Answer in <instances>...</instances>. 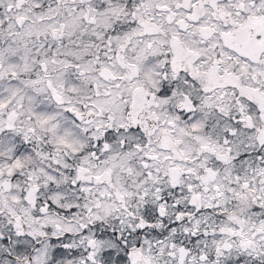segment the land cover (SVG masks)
Returning <instances> with one entry per match:
<instances>
[{
  "label": "snow or ice",
  "instance_id": "snow-or-ice-1",
  "mask_svg": "<svg viewBox=\"0 0 264 264\" xmlns=\"http://www.w3.org/2000/svg\"><path fill=\"white\" fill-rule=\"evenodd\" d=\"M0 264H264V0H0Z\"/></svg>",
  "mask_w": 264,
  "mask_h": 264
}]
</instances>
